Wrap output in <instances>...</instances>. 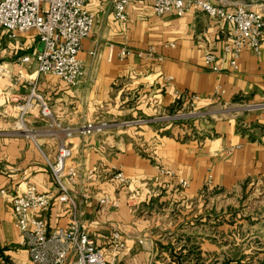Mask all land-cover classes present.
Here are the masks:
<instances>
[{
	"label": "crops",
	"instance_id": "crops-1",
	"mask_svg": "<svg viewBox=\"0 0 264 264\" xmlns=\"http://www.w3.org/2000/svg\"><path fill=\"white\" fill-rule=\"evenodd\" d=\"M207 1L228 11L242 6L264 18V0ZM86 9L94 26L78 54L83 78L73 88L37 73L43 45L35 32L1 39L0 255L13 264H29L18 245L10 202L32 185L49 195L43 214L50 229L67 228L78 219L113 264H221L227 238L215 232L228 225L201 220L200 202L209 193L237 196L264 184V111H235L264 102V46L259 56L245 51L237 72L224 64L214 73L203 66V58L220 55L229 32L217 19L201 13L156 17L151 0H130L125 24L114 20L109 0H88ZM123 49L131 55L120 60ZM150 49L153 58L138 57ZM22 58L28 61L21 63ZM32 90L51 118H44L32 99V109L20 120V107ZM191 96L198 98L194 109L205 117L111 127L101 136L73 133L66 139L62 132L184 113ZM61 142L71 151L66 167L75 172L62 179L69 203L59 201L47 165L55 162ZM117 170L132 184H148L154 191L134 214L127 189L112 180ZM104 197L118 199V208L101 211L98 202ZM113 231L124 250L111 241Z\"/></svg>",
	"mask_w": 264,
	"mask_h": 264
},
{
	"label": "built area",
	"instance_id": "built-area-1",
	"mask_svg": "<svg viewBox=\"0 0 264 264\" xmlns=\"http://www.w3.org/2000/svg\"><path fill=\"white\" fill-rule=\"evenodd\" d=\"M87 1L0 0V30L7 32L11 38L17 34L35 32L39 42L43 45L42 50L36 56L37 73L55 77L73 88L83 78V62L78 58V54L82 49V42L90 36L94 26V16L86 9ZM109 1L113 6L114 20L125 24L128 21L130 0ZM151 9L156 17L173 14L180 18L187 14L201 13L229 27V32L223 36L224 44L220 55L208 54L203 58V66L211 72H219L224 64L232 72H237L240 57L245 51L255 56L261 55L264 46V18L258 12L249 11L242 6L228 11L207 0H151ZM90 54L93 55V53ZM129 55L131 52L123 49L118 54V58L123 60ZM137 55L139 58H153L154 52L150 49L146 53ZM27 61L28 58L20 59L21 63ZM166 80L170 81V78ZM32 99L38 103L41 115L44 118H51L45 102L32 90L28 100L20 107V120L32 109ZM197 100L196 96L189 97V110L184 113L137 119L131 122L84 125L64 129L62 132L65 138L69 139L73 133L84 136H101L111 127L186 123L205 117L204 114L194 109ZM235 111H264V102L240 105ZM70 157V149L61 142L55 162L47 163L61 193L59 197L61 203H69L70 199L69 191L62 182L63 177L73 178L75 176V172L66 167V161ZM168 174V172L165 173V175ZM91 175L90 172L88 176L91 177ZM112 180L127 189V206L131 214H134L141 204L149 203L154 195L153 189L149 188L148 184L134 185L120 170L112 174ZM179 185L181 188L186 187L184 182ZM98 204L101 211L107 208L116 209L119 200L104 197L99 200ZM49 205V195L38 193L32 185L27 186L21 194L11 198L13 225L19 234L18 245L26 251L29 264H113L106 260L103 250L96 246L93 235L78 219L73 218L67 228L50 229L43 214ZM111 241L117 248L125 249V244L121 242L118 232H112ZM0 264L13 263L0 255Z\"/></svg>",
	"mask_w": 264,
	"mask_h": 264
},
{
	"label": "rangeland",
	"instance_id": "rangeland-1",
	"mask_svg": "<svg viewBox=\"0 0 264 264\" xmlns=\"http://www.w3.org/2000/svg\"><path fill=\"white\" fill-rule=\"evenodd\" d=\"M2 33L6 32L0 30V49L4 46L1 39L13 40ZM200 206L201 220L228 225L226 231L215 232L221 239L227 238L220 251L221 257L226 256L221 264H264V184L237 196L206 194Z\"/></svg>",
	"mask_w": 264,
	"mask_h": 264
},
{
	"label": "trees",
	"instance_id": "trees-1",
	"mask_svg": "<svg viewBox=\"0 0 264 264\" xmlns=\"http://www.w3.org/2000/svg\"><path fill=\"white\" fill-rule=\"evenodd\" d=\"M238 264V263H237Z\"/></svg>",
	"mask_w": 264,
	"mask_h": 264
}]
</instances>
